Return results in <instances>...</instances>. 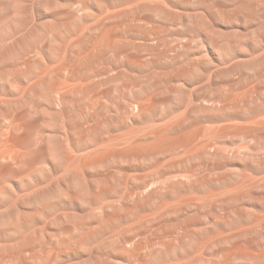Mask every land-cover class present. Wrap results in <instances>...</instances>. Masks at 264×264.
I'll return each instance as SVG.
<instances>
[{"label": "rangeland", "instance_id": "1", "mask_svg": "<svg viewBox=\"0 0 264 264\" xmlns=\"http://www.w3.org/2000/svg\"><path fill=\"white\" fill-rule=\"evenodd\" d=\"M136 4L0 0V264H264V0Z\"/></svg>", "mask_w": 264, "mask_h": 264}, {"label": "bare ground", "instance_id": "2", "mask_svg": "<svg viewBox=\"0 0 264 264\" xmlns=\"http://www.w3.org/2000/svg\"><path fill=\"white\" fill-rule=\"evenodd\" d=\"M133 1V0H132ZM148 1H150V0H148ZM129 2V1H128ZM131 2V1H130ZM134 2L135 3H138V5H139V3H140V5L142 6L143 4H141V2H142V0H134ZM127 3V2H126ZM143 3H145V2H143ZM147 4V3H146ZM124 5V4H123ZM137 4H136V6H138ZM148 5V4H147ZM132 6V5H131ZM134 6V5H133ZM133 6L131 7L132 9H133ZM123 7V6H122ZM139 7V6H138ZM127 8H129V7H127ZM121 12V11H120ZM122 12H124V11H122ZM121 12V13H122ZM127 12V11H126ZM133 11H130V12H128L129 14L130 13H132ZM132 15V14H131ZM130 15V16H131ZM126 18H128V17H126ZM142 17H138V16H136V15H133V16H131V18H130V20L132 21H129L130 23H135V24H142V25H152V22L151 21H149V20H142L141 19ZM126 20V19H125ZM124 22V21H123ZM129 22H126V23H129ZM123 25H124V23H122ZM121 51H123V50H121ZM116 53V52H115ZM130 59V58H129ZM222 68V67H221ZM219 69V68H218ZM258 92V91H257ZM255 96V95H254ZM236 97V96H235ZM233 102H234V100H233ZM216 104H218L217 102H216ZM218 106V105H217ZM243 125H246V124H243ZM247 125H248V123H247ZM247 125H246V127H247ZM250 125V124H249ZM249 125H248V127H249ZM241 127V126H240ZM247 127V128H248ZM252 128V127H251ZM222 129V128H221ZM234 129H236V128H234ZM233 131V130H232ZM220 133V132H219ZM219 133H218V135H219ZM109 134H111V133H109ZM219 136H221V135H219ZM117 137H119V136H117ZM121 137V136H120ZM212 137V136H211ZM218 137V136H217ZM254 139V138H253ZM110 140H112V139H110ZM115 140V139H114ZM113 140V141H114ZM210 141V140H209ZM196 142V141H195ZM254 145H256V144H254ZM130 147V146H129ZM135 147V146H134ZM138 147V146H137ZM128 148V147H127ZM141 148V147H140ZM217 151H218V149H217ZM148 154H150V153H148ZM147 154V155H148ZM187 154V153H186ZM139 155V154H138ZM158 158V157H157ZM163 159V158H162ZM168 160V159H167ZM177 161V160H176ZM165 162V161H164ZM150 163V162H149ZM151 163H153V162H151ZM166 163L168 164L169 163V161L167 162L166 161ZM146 164V163H145ZM144 164V165H145ZM211 164V163H210ZM139 165V164H138ZM144 165H143V167H144ZM150 165V164H149ZM149 165H147V166H149ZM162 165H163V163H162ZM166 165V164H165ZM140 166V165H139ZM142 166V165H141ZM146 166V165H145ZM156 166V165H155ZM159 166H161V165H157V167L158 168H156L155 169V171L157 170L158 171V169L160 170L161 169V167H159ZM169 166V165H168ZM130 167H132V166H130ZM134 167H136V166H134ZM146 168V167H145ZM151 168V167H150ZM133 169V168H132ZM129 170V169H128ZM134 170V169H133ZM136 170H137V168H136ZM143 170V169H142ZM151 170V169H150ZM149 170V171H150ZM164 170V169H163ZM139 171V170H138ZM152 171H153V169H152ZM155 171H153V172H155ZM134 172V171H133ZM147 172V171H146ZM126 173V172H125ZM132 173V172H131ZM137 173V172H136ZM144 173V172H143ZM160 173V172H159ZM167 173V172H166ZM130 174V173H129ZM153 174L151 173V175H148V174H145V175H143V174H135V173H133V183L131 184V182H130V185L128 184L129 182L127 181V180H129V175H128V173L126 174V175H123L125 178H127V182H126V184L125 183H123L124 185H126V188L124 189V191L126 190V192H125V194H127V195H129V196H133V195H135L136 196V194L138 193V192H140V190L142 189V188H146L148 185H150V187H151V184H157V185H162V184H164L166 181H167V179L165 178V176L167 175V174H159V175H156V176H152ZM249 175V174H248ZM168 176H169V174H168ZM264 177V176H263ZM258 179V178H257ZM125 180V179H124ZM262 182V181H261ZM167 183V182H166ZM246 183V182H245ZM245 183H244V185H245ZM250 183V182H249ZM252 183V182H251ZM250 183V184H251ZM263 183H264V180H263ZM262 183V184H263ZM249 184V185H250ZM261 184V183H260ZM156 185V186H157ZM247 185V184H246ZM248 186V185H247ZM252 186V185H251ZM240 187V186H239ZM242 187H245V186H243V183H242V186L240 187L241 189H242ZM232 188V187H231ZM230 188V189H231ZM233 188H234V186H233ZM233 188H232V190H233ZM229 189V188H228ZM229 189V190H230ZM241 189H239V190H241ZM144 190V189H143ZM246 190V189H245ZM249 190V189H248ZM225 191V190H224ZM218 193V192H217ZM230 193V192H229ZM124 194V195H125ZM205 195H207V194H205ZM214 196V195H213ZM126 197V196H125ZM209 197V196H208ZM120 198V197H119ZM192 198H194V197H192ZM206 198V197H205ZM179 199V198H178ZM181 199V198H180ZM184 199V198H183ZM199 199V198H198ZM201 199V198H200ZM208 199V198H207ZM185 200V199H184ZM190 200V199H189ZM120 201V200H119ZM181 201V200H180ZM186 201V200H185ZM172 202H175V201H170L169 203H172ZM168 203V204H169ZM168 204H165V205H168ZM179 205H180V203H178ZM177 204V205H178ZM181 204H183V203H181ZM172 205V204H171ZM185 205V204H184ZM159 206H161V205H159ZM169 206V205H168ZM173 206H174V204H173ZM172 206V207H173ZM175 207L176 206H174V209H175ZM180 207V206H179ZM178 207V208H179ZM158 208H160V207H158ZM161 210H159V212H157V211H154V212H156V214H157V217H161L162 216V214L163 213H161V212H163L162 211V209H164V207H162V208H160ZM165 209L166 210H168L169 211V208L167 207L166 208V206H165ZM165 210V211H166ZM152 213H150L149 214V216L151 215ZM155 214V215H156ZM146 216H148V214L146 215ZM151 216H153V214L151 215ZM141 217V216H140ZM157 217H154V218H156L157 219ZM149 218V217H148ZM151 218V217H150ZM146 219V218H145ZM152 219V218H151ZM139 221V220H138ZM142 221H143V219H142ZM134 224H135V222H134ZM137 225H138V222L136 223ZM129 225V224H128ZM127 225V226H128ZM137 225H135V226H137ZM139 225H140V223H139ZM131 226V225H130ZM133 227H134V225H133ZM166 227V226H165ZM258 229V228H257ZM129 230V229H128ZM168 231V230H167ZM150 234V233H149ZM171 234H168V233H166L163 237H165V238H167L168 239V241H170V240H172V237L170 236ZM144 237H145V235H144ZM144 237H140L139 239H141V238H144ZM158 237H160V236H158ZM162 237V236H161ZM198 237V236H197ZM138 238V237H137ZM146 238V237H145ZM144 238V239H145ZM205 238V237H204ZM139 239H137V241L139 240ZM167 239H165V240H167ZM155 240V239H154ZM159 240H161V239H159ZM163 240V243H162V246L163 247H165L166 249H170V246L169 245H167L166 243H165V241H164V239H162ZM161 240V241H162ZM204 240V239H203ZM205 240H206V238H205ZM217 240V239H216ZM151 241V240H150ZM126 242L127 243H131V244H133L132 242H133V240H131V239H128V240H126ZM139 242V241H138ZM137 242V247H138V245L140 246V244ZM154 242V241H153ZM152 241L150 242V244L151 243H153ZM201 242V241H200ZM134 243H136V240H135V242ZM202 243V242H201ZM241 243V242H240ZM148 244H149V242H148ZM154 244V243H153ZM242 244V243H241ZM244 244V243H243ZM134 245V244H133ZM132 245V246H133ZM142 245V247L145 245H143V244H141ZM200 245V244H199ZM204 245V244H203ZM239 245V244H238ZM132 246H131V248H132ZM141 247V246H140ZM143 248H145V247H143ZM205 248V247H204ZM207 249V248H206ZM136 250H138V248H136ZM197 250H199V249H197ZM206 251V250H205ZM172 252H174V250H172ZM202 252L203 251H201L200 252V255L198 256V258L201 256V254H202ZM246 253V252H245ZM250 253V252H249ZM195 254V253H194ZM139 256V255H138ZM225 256V255H224ZM223 256V257H224ZM177 257V256H176ZM180 257V256H179ZM179 257L175 260L176 262H173V263H171L170 261H168V262H164V263H162V264H178V259H179ZM219 257H220V255H219ZM226 257V256H225ZM214 258H216V257H214ZM222 258V257H221ZM228 258V257H227ZM207 259V258H206ZM209 259V258H208ZM222 259H224V258H222ZM181 260V259H180ZM179 260V261H180ZM212 260H213V258H212ZM218 260V259H217ZM183 262V261H182ZM180 264V263H179ZM182 264V263H181Z\"/></svg>", "mask_w": 264, "mask_h": 264}]
</instances>
